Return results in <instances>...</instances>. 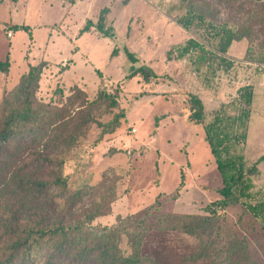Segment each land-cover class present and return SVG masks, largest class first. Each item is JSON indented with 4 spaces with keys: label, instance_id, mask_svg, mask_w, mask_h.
<instances>
[{
    "label": "rangeland",
    "instance_id": "374dc122",
    "mask_svg": "<svg viewBox=\"0 0 264 264\" xmlns=\"http://www.w3.org/2000/svg\"><path fill=\"white\" fill-rule=\"evenodd\" d=\"M185 8V0H0V62L10 61L8 73H0V98L29 64L42 61L49 63L38 95L44 102L59 82L79 86L90 98L98 89L116 93L125 113L120 128L96 142L100 129L92 127L66 159L69 190L88 191L79 208L99 204L103 193L113 192L111 216L97 223L110 226L118 216H146L142 254L160 264H210L224 257L234 238L245 240L255 264H264V227L240 206L222 212L219 229L201 232L202 243L158 222L168 215L204 216L201 210L219 199L221 183L203 130L187 119V93L201 97L208 121L239 87L252 85L244 157L250 166L264 156V67L245 62L246 43H235L227 55L233 68L204 87L190 63L175 53L189 38L205 44L198 33L176 24ZM104 9L105 26L116 36L102 37L94 28L81 33ZM22 26L26 29H15ZM126 50L139 60L136 66H148L161 79L149 84L140 77L126 80L133 67ZM118 112L102 113L99 121L107 123ZM258 169L253 183L264 200V160Z\"/></svg>",
    "mask_w": 264,
    "mask_h": 264
},
{
    "label": "trees",
    "instance_id": "16d2710c",
    "mask_svg": "<svg viewBox=\"0 0 264 264\" xmlns=\"http://www.w3.org/2000/svg\"><path fill=\"white\" fill-rule=\"evenodd\" d=\"M185 2L186 11L176 24L185 32L198 33L205 44L189 38L175 53L178 60L190 63L204 87L210 88L218 73L233 68L227 55L235 43H246L245 62L258 70L264 67V0ZM107 12L102 10L95 24L88 21L81 33L94 28L102 37H115L114 29L105 26ZM125 55L133 64L126 80L140 77L149 84L161 79L148 66H136L139 60L134 54L126 50ZM111 56H117V51ZM9 67L8 59L0 62V73L7 74ZM48 67L45 61L29 64L17 84L0 98V264H160L142 254L146 216H118L114 224L101 225L97 221L111 216L116 196L103 193L99 204L79 208L88 191L71 192L64 175L67 157L92 127L100 129L96 142L120 128L125 113L119 109L118 95L98 89L90 98L79 86L59 82L44 102L38 95ZM253 101V86H241L235 98L220 105L206 121L201 97L186 94L187 119L202 128L215 163L219 199L201 210L204 216H162L161 225L202 243L201 232L219 229L222 212L240 206L243 214L264 227V200L253 183L264 156L250 166L244 157ZM115 110L119 112L109 122L99 121L102 113ZM256 197L258 201L252 203ZM210 264L255 263L245 240L234 238L224 257Z\"/></svg>",
    "mask_w": 264,
    "mask_h": 264
},
{
    "label": "built area",
    "instance_id": "2783aa9c",
    "mask_svg": "<svg viewBox=\"0 0 264 264\" xmlns=\"http://www.w3.org/2000/svg\"><path fill=\"white\" fill-rule=\"evenodd\" d=\"M12 35H13V33H12V32H8V33H7V37H8V38H11V37H12Z\"/></svg>",
    "mask_w": 264,
    "mask_h": 264
}]
</instances>
